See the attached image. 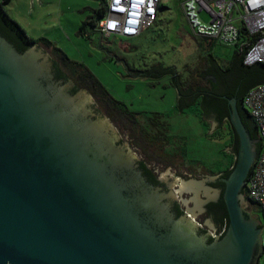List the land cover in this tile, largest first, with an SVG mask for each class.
<instances>
[{
	"label": "water",
	"instance_id": "95a60500",
	"mask_svg": "<svg viewBox=\"0 0 264 264\" xmlns=\"http://www.w3.org/2000/svg\"><path fill=\"white\" fill-rule=\"evenodd\" d=\"M154 69L126 71L153 78ZM74 88L39 44L20 52L0 34V264H258L263 231L244 195L258 143L236 98L224 97L239 150L222 194L209 185L217 176L167 167ZM141 159L170 179L169 192L147 179ZM200 194L223 198L229 215L211 243L199 231L206 217L195 222L198 206L188 204ZM177 199L188 207L179 217Z\"/></svg>",
	"mask_w": 264,
	"mask_h": 264
},
{
	"label": "rangeland",
	"instance_id": "374dc122",
	"mask_svg": "<svg viewBox=\"0 0 264 264\" xmlns=\"http://www.w3.org/2000/svg\"><path fill=\"white\" fill-rule=\"evenodd\" d=\"M108 1L12 0L3 7L28 37L51 41L72 61L85 65L116 100L138 114L141 126L148 133L162 137L164 145L159 142L155 149L156 145L131 128L129 122L113 118L136 143L164 165L182 175L190 168L192 175L188 177L197 179L206 171L231 167L233 158L223 151L230 145L227 130L211 138L209 135L215 129L203 121L198 105L179 111L178 91L171 85L169 75L158 79L148 76L128 78L126 69L150 72L156 66L174 67L183 81L194 83L193 75L203 69L208 54L225 68L237 48L220 42L210 48L201 45L184 13V2L188 0H162L156 23L136 38L102 37L92 28H89L88 36L81 35L82 23L90 21V16ZM198 16L203 23L211 21L206 10ZM41 47L51 55L49 49ZM94 102L98 104L96 99ZM163 153L177 156L171 163L161 158ZM249 211L260 223L264 246V212L260 207L252 209L250 205ZM258 264H264V254Z\"/></svg>",
	"mask_w": 264,
	"mask_h": 264
},
{
	"label": "trees",
	"instance_id": "16d2710c",
	"mask_svg": "<svg viewBox=\"0 0 264 264\" xmlns=\"http://www.w3.org/2000/svg\"><path fill=\"white\" fill-rule=\"evenodd\" d=\"M10 1L12 0H0V34L2 36L11 42L20 52L26 51L30 46L36 43L49 49L55 62L57 77L59 79L72 80L75 84L74 92L80 89L89 91V93H91L96 99V102L106 110L110 118H121L126 120L131 124V128L133 129L141 127L138 114L130 111L124 103L116 100L85 65L72 61L51 41L44 38L35 40L28 37L20 25L15 20L11 19L6 13L3 5ZM105 12L106 4H104L99 10H96L94 15L90 16V21H84L82 23L79 33L88 36L91 33L89 28L96 30V27L98 26V18L103 17ZM199 40L201 41L200 44L204 45L205 48H210L215 43L204 38H199ZM235 47L237 48L236 52L225 68L217 62L212 54H208L205 57V65L203 69L196 71L193 75L194 79L192 80H195L194 83L192 81H183L182 77L177 74L174 67L166 69L155 67L153 78L157 79L164 75L170 76L171 85L179 94V111L183 112L195 104H198L201 107L203 121H205L207 125H209V122L207 121L209 113L215 110L219 111V125L209 136L214 138L226 129L230 137V145L228 147L235 151L236 158L239 150V138L232 123L226 119V117L229 119L231 109L228 100L224 97L228 99H237V107L242 121L250 133L251 138L257 141L258 149L260 150L261 143L258 137L257 127L254 120L244 107V98L251 88L264 84V64L258 63L253 66H246L244 64V58L250 49V46L243 48H239L238 46ZM209 76H212L213 78H210ZM214 79L218 82L215 83ZM192 93H194L195 96L190 98L189 96ZM141 130H143L142 132L148 138L147 131L142 129V127ZM161 140L156 137L152 138L149 142L154 146L156 145L155 148L158 149L157 143ZM162 144L164 145V143ZM159 149H161V146ZM225 154H227V152ZM166 155L171 158L176 156L175 154L172 155L168 153ZM235 158L232 167L235 164ZM232 167L230 170L228 169L226 171L224 169L211 170V173L212 175H217L220 171H225L226 176H229ZM142 169L145 171V174L149 176L151 182L156 183L151 172L146 169L145 166H142ZM213 186L219 187L222 194L224 193V184H215ZM244 195L248 200L245 190ZM249 205L252 209L257 207L253 203H249ZM210 210L215 215V222L219 225V232L224 230V233L219 237L220 239L224 236L229 225V215L223 198H221L218 203L211 204ZM176 214L178 217L182 216V212L179 211L178 206ZM213 240L214 239H210L209 242L211 243Z\"/></svg>",
	"mask_w": 264,
	"mask_h": 264
},
{
	"label": "built area",
	"instance_id": "2783aa9c",
	"mask_svg": "<svg viewBox=\"0 0 264 264\" xmlns=\"http://www.w3.org/2000/svg\"><path fill=\"white\" fill-rule=\"evenodd\" d=\"M161 2L109 0L104 16L98 18L96 30L102 37H139L156 23ZM183 9L197 37L239 48L252 44L245 55L244 64H264V0H188L184 2ZM202 10L210 14V23H203L199 19L198 13ZM244 107L255 122L261 143L244 190L249 203L264 212V84L248 91Z\"/></svg>",
	"mask_w": 264,
	"mask_h": 264
},
{
	"label": "flooded vegetation",
	"instance_id": "af4514ba",
	"mask_svg": "<svg viewBox=\"0 0 264 264\" xmlns=\"http://www.w3.org/2000/svg\"><path fill=\"white\" fill-rule=\"evenodd\" d=\"M53 58V57H52ZM210 78L212 77V76H209ZM208 77V78H209ZM213 78V77H212ZM214 82L215 83H217L218 81L216 80V79H214ZM195 96V94L194 93H192V94H190V98H192V97H194ZM198 104H195L194 106H197ZM198 107H199V109H201V107L198 105ZM185 111V110H184ZM230 117V116H229ZM219 118H220V112L219 111H211L210 113H209V115H208V119H207V121L213 126V124H215V123H217L218 125H219ZM226 119L227 120H229L228 119V117H226ZM230 121V120H229ZM142 127V126H141ZM141 127L140 128H138L137 130L139 131V133L141 134H143V136H145L144 135V133L142 132L143 130H141ZM218 127V126H217ZM216 127V128H217ZM142 129H144L143 127H142ZM148 133V132H147ZM159 138L160 140L162 139V137H160V136H158V135H152V134H150V133H148V138L145 136V139H149L148 141H151V139L152 138ZM160 143H162V140L161 141H159ZM164 143V142H163ZM156 149V148H155ZM258 153H259V149H258ZM167 153H163L161 156V158L162 159H164L165 161H167V162H171V163H173L174 161H173V158H171V157H167V155H166ZM173 155V154H172ZM176 156H177V154H175ZM227 156H229V157H232L233 158V161H234V158H235V151L233 150V149H230L228 152H227ZM258 156V155H257ZM139 163H140V167H141V169H142V166H145V168L146 169H148L150 172H151V175L155 178L154 180H155V182L156 183H154V182H151V180L149 179V176H147L146 174H145V171H144V174H145V176L147 177V179L153 184V185H155V186H157V187H160V188H162V190L163 191H165V192H169L170 190H171V181H170V179H167L168 177H166V176H160V172H159V168H151V167H149L148 166V164L146 163V161H142V159L139 161ZM232 167V166H231ZM231 167H229L228 169L230 170L231 169ZM228 169H224L225 171L226 170H228ZM225 171H220V173H218L217 175H212V173H211V170H209V171H206L205 173H203L202 175H201V177L200 178H198V179H203V178H206L207 176H217V179H216V181L215 182H211V183H209V185L211 186V187H213V188H215V189H219V187H215V186H213V185H215V184H224L225 185V183H224V179H227L229 176H226V172ZM183 173V175L184 176H186V177H188L189 175H192V173H191V169L190 168H187V169H185V172H182ZM188 178H193L192 176H190V177H188ZM207 201V202H206ZM203 202H204V204H203ZM172 203H173V211L176 213L177 212V206L179 207V211H181L182 212V215H184V214H186L187 213V209H188V207L186 206V204L183 202V200H180V199H177V200H174V201H172ZM189 205H192V207H196V206H198L197 208H195V212H196V218H195V222L197 221L196 219H198L199 220V218L200 217H206V222L208 221V224H206L205 223V221H204V224H205V227L206 228H203V226H200V228H199V231H200V233H202V234H205V235H208V238L209 239H214V240H216V239H219L218 237H216L217 235H218V233H219V225L215 222V215H214V213L210 210V205L211 204H214V203H212V202H210V201H208V197L207 196H205L204 194H200V197H199V200L198 201H190V199H189V203H188ZM203 224V225H204ZM213 240V241H214Z\"/></svg>",
	"mask_w": 264,
	"mask_h": 264
}]
</instances>
